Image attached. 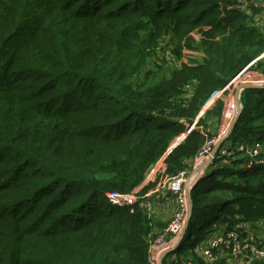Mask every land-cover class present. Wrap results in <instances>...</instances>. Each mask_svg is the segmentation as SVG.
<instances>
[{"label": "trees", "instance_id": "trees-1", "mask_svg": "<svg viewBox=\"0 0 264 264\" xmlns=\"http://www.w3.org/2000/svg\"><path fill=\"white\" fill-rule=\"evenodd\" d=\"M237 3L0 0V264H149L161 223L105 194L133 191L163 156L166 174L191 170L222 101L193 119L264 51V33ZM195 27L202 64L147 66L160 42L176 40L178 50ZM254 65L264 75V57ZM240 99L220 147L264 145V87L245 88ZM184 123L194 128L169 148ZM218 151L216 171L191 189L186 233L206 236L177 246L178 256L237 220L264 221V152L248 167L245 155ZM213 257L206 264H264L220 250Z\"/></svg>", "mask_w": 264, "mask_h": 264}, {"label": "built area", "instance_id": "built-area-1", "mask_svg": "<svg viewBox=\"0 0 264 264\" xmlns=\"http://www.w3.org/2000/svg\"><path fill=\"white\" fill-rule=\"evenodd\" d=\"M236 7L239 8L241 11L245 10V13H248V11L250 10H258L264 12V0H238ZM163 44L164 41L160 42V45H158V48H161V50L155 57V59H157L156 63H160L161 60H166L167 58V55L165 54L166 48L165 46H163ZM263 57L264 53L257 56L253 62L248 64V67L244 68V70L236 74L232 78V80L236 78V84L242 82H249L257 85L263 84L264 78H256L254 80L250 79L252 78L253 73L250 70V66L255 63L256 60L261 59ZM170 59L172 60L173 58ZM230 84H232V82H230ZM188 89L189 85H186L184 88L185 93ZM221 115L222 121L220 127L218 128L217 135L209 137V139L206 138L202 148L194 157V162L196 163V166L201 164L203 160H210L208 156L213 150V147L216 142L219 139L224 140L226 137H228V129L231 123H229V121H227L226 123L223 122V120H226L227 118V111L224 112L223 110V113L221 112ZM218 150V154L226 157L233 155L236 152L240 153L241 155H245L248 158V161L246 163V166L248 167L252 166L253 163H263V158L260 157L262 150L259 144H227L219 147ZM201 170L200 174H202L204 169ZM193 174L194 172L191 173V171L183 170L178 172L177 174L168 175L164 171V173H160L157 175V177H155L154 183H156L161 188H165L167 191H171L174 194L173 196L178 209L175 214H172L170 219L165 223L164 227L150 242L147 253V259L149 264H159V253L161 251L160 247L163 244L164 240L168 237H173V240L176 241V239L179 237L180 233L183 230L184 222L188 213L187 190L196 181V177L193 178ZM133 191H131V193L108 192L105 194V198L108 202L113 205L131 206L135 204V200L137 199ZM139 206L142 207V204L140 203ZM144 208L149 210L150 204L146 202ZM250 228L251 224H248L242 220H237L231 228L227 230H225V228L223 230H220L218 233L210 236V239L208 237L207 239L203 240V242H200L195 245L193 249L197 247L196 249H198L199 253L204 257H212L216 251L220 250L223 252H227L231 257L239 260H242L244 258L264 259V232L261 233V236L256 237L254 236V233L250 230ZM176 255L177 254L175 253V256ZM172 256L173 253H170L169 258H167V260L165 261V264H173V262L176 261V257L173 258ZM178 264L194 263L179 260Z\"/></svg>", "mask_w": 264, "mask_h": 264}, {"label": "rangeland", "instance_id": "rangeland-1", "mask_svg": "<svg viewBox=\"0 0 264 264\" xmlns=\"http://www.w3.org/2000/svg\"><path fill=\"white\" fill-rule=\"evenodd\" d=\"M252 11V10H251ZM242 12H244V11H242ZM245 13V12H244ZM246 14V13H245ZM249 18H250V20H251V22H253V23H255V24H264V20H262L261 18H254L253 16H249ZM257 26V25H256ZM203 29L204 30H206L207 29V26H204L203 27ZM185 35V34H184ZM183 35V37L180 39V41H179V48H178V50H176V40H170V41H168V42H165V40H164V44H163V46H165V48H166V51H165V54L167 55V58H166V60L164 59V60H161L160 61V63L158 62V63H156V60L157 59H155L154 61H152V62H148V64H147V66L149 67V68H151V67H153L154 65H161L162 63H163V69L165 68V67H168V69L169 68H171V66H167V64H176L177 66H180V64H194V61L195 60H198V59H195V56H194V54H193V51H195L194 49L195 48H200L199 46H200V39H201V33L199 32V27H195V28H192V29H190V31L184 36ZM166 35H163L161 38H164ZM153 52V51H152ZM262 53H264V51L262 52ZM261 53V54H262ZM170 58H173L172 60L170 59ZM169 59V60H168ZM255 59V58H254ZM254 60H252L251 62H253ZM250 62V63H251ZM242 70H244V69H242ZM241 70V71H242ZM250 70L253 72L252 73V78H250V79H258V78H264V77H261L260 75H262L261 74V72L259 71V70H253L252 68H250ZM168 71L166 70V73H167ZM239 73V72H238ZM237 73V74H238ZM232 80V79H231ZM236 81H237V79L236 78H234L232 81H230V82H232V84H230L229 83V85L230 86H228V88H226V90H231V89H233V88H235L238 84H236ZM234 84V85H233ZM233 92H231V94H232ZM222 95V94H221ZM211 97H213V98H210V102H209V104L211 103V104H215L216 102H217V99H220L221 101L222 100H224V102H225V97L224 96H221V98H217V99H215V97H214V94L213 95H211ZM224 97V98H223ZM227 100V99H226ZM241 102V101H240ZM213 104V105H214ZM241 104H242V102H241ZM223 110H224V112L225 111H227V118H226V120H223V122L224 123H226L227 121H229V123H232V121H233V119H234V117L236 116V114H237V112H238V106H237V104H236V102L234 101V98L233 97H230V99L229 100H227V103L225 104V105H223V108H222V112H223ZM241 113V112H240ZM222 121V120H221ZM222 122V123H223ZM220 125H221V123H220ZM220 125H219V127H220ZM217 135V133H214V136H216ZM177 143V139L176 140H174L171 144H170V147L169 148H172L175 144ZM260 146H261V150H262V152H264V145H262V144H259ZM215 156V155H214ZM210 159V158H209ZM213 159V158H212ZM212 159L211 160H209V163H211V161H212ZM194 161H195V158H194V160H193V162L191 163V167H189V168H191V169H193V166H194ZM164 166H165V164H164ZM211 167H214V169L216 168V166L215 165H212L211 164ZM149 169V168H148ZM151 169V168H150ZM158 169V168H157ZM157 169L156 170H154L153 172H151V176H152V178H153V182H154V178L155 177H157V175L158 174H160V173H164V171H165V169H163V168H160L159 169V171L157 172ZM153 170V169H152ZM189 171V170H188ZM200 172V171H199ZM198 172V173H199ZM206 172H208V170H206ZM143 189V188H142ZM139 190H141V189H139ZM172 195H174L171 191H169ZM128 193H131V191L130 192H128ZM133 193H134V195L137 197V199L135 200L136 202H135V204H138V206H139V204L141 203L142 204V207L141 206H139L140 208H142V209H144L147 213H148V215H149V210H147V209H145L144 208V205H145V203L147 202V203H149L150 204V201H148L147 200V198H145L146 196H144V195H142V193H141V191H139L138 192V189L136 190V189H134V191H133ZM170 193H168V196H171V194ZM150 194H152V192H150ZM157 197H160V195H158ZM157 197H155V199L157 198ZM177 209H178V207H177V204L175 203V209H174V211H173V213L175 214L176 213V211H177ZM172 213V214H173ZM188 215V214H187ZM150 216V215H149ZM172 216V215H171ZM170 216V217H171ZM151 218V217H150ZM170 219V218H169ZM168 219V220H169ZM167 220V221H168ZM166 221V222H167ZM165 225V224H164ZM164 225L162 226V228L164 227ZM212 225H213V222H209L206 226H205V229L206 230H209L211 227H212ZM256 225L257 226H252L251 228H250V230L254 233V236H256V237H258V236H261L262 234V232H264V221H261V222H259V223H256ZM260 230V231H259ZM158 234V233H157ZM156 234V235H157ZM160 234V233H159ZM203 236V232H201V231H199V229L198 230H195L194 232H192V233H189V231L186 233V235H184V237L180 240L181 242L178 244V247H177V249H180V248H182V249H186L188 246H190V245H192L193 246V244H195L196 242H198L199 240H200V238ZM206 236V235H205ZM205 236H203V237H205ZM156 237V236H155ZM155 237H153L150 241H149V244H150V242L155 238ZM178 239V238H177ZM176 239V240H177ZM209 239H210V236H209ZM166 240V239H165ZM164 240V241H165ZM205 240V239H204ZM174 240H172V242H173ZM174 245V244H173ZM172 245V246H173ZM171 246V247H172ZM148 248H149V246H148ZM197 248V247H196ZM196 248H192L191 250H188L187 251V253H186V255H187V257H182V254L180 255V256H178V255H176L175 256V253H176V251H172V253H173V258H175L176 257V261H174L173 262V264H178V261L179 260H182V261H191V262H193L194 264H206V262H211V261H214L215 260V258L212 256V257H204V256H202L200 253H199V250L198 249H196ZM163 251L164 250H161L160 251V253H159V257L161 256V254L163 253ZM165 251H166V249H165ZM177 256H178V259H177ZM167 258H169V256L168 255H166L164 258H163V260L165 259V261L167 260ZM189 258H192V259H189ZM162 260V261H163ZM232 264V263H231ZM233 264H235V263H233Z\"/></svg>", "mask_w": 264, "mask_h": 264}, {"label": "crops", "instance_id": "crops-1", "mask_svg": "<svg viewBox=\"0 0 264 264\" xmlns=\"http://www.w3.org/2000/svg\"><path fill=\"white\" fill-rule=\"evenodd\" d=\"M243 11H245V10H243ZM246 14L249 15V16H253L254 18H261L262 20H264V12H262V11H258V10H252L251 11L250 10ZM256 25H257V28L262 33H264V29H262V26L264 24H256ZM207 28H208V26H207ZM194 50L195 51H193V54L195 56V59H198V60H195L194 61V64H192V65L193 66H199L200 64L203 63V60L205 59V53L200 48H195ZM254 67L259 70V68L256 67L255 65H254ZM253 70H256V69H253ZM260 76L261 77H264L263 74L260 75ZM228 85L225 86V87H223V88H221V89H219V90H216V91L213 92L215 99L221 98V96H224L225 97V102H224V100H222L223 105H225L227 103V100H229L230 97H233L234 98V93H235V88L236 87L228 91V90H226V88L228 87ZM231 92H233V93L231 94ZM210 98H213V97L210 96L209 99L205 102L204 106L201 108V110L198 113V115L193 119V123H195L199 118H203L205 112L207 110L211 109L215 105L214 103H213L214 105L211 104V103L209 104ZM217 100H220V99H217ZM221 120H222V115H219V116H214L213 115V116L209 117V122H208V125H207V128H208L209 132H212L213 133V131H215V133H217L218 132L219 125L221 123ZM193 128H194L193 124L184 123V130H183V132L181 134H179L174 139V140L177 139V143L176 144L180 143L184 139V137L190 132V130H192ZM163 160H164V156L161 157L156 163H154L150 167L151 169L149 168L146 171L145 177H144L143 181L135 188L136 190L138 189V192L141 191V190H143V189H145V190H143L144 192L142 193V195L146 196L145 198H147V200L150 201V209L148 211L149 212V215H150L151 219H153V223L154 224L158 221L159 223H161L162 226L166 223V221L172 215V213H173V211L175 209V203H176L175 202V199H174V196L169 191H167L165 188L159 187L156 183H154L152 181L153 178L151 176V172H153L157 168H158L157 169V172L159 171L160 168L165 169L164 161ZM211 163H209V160L208 161L207 160H203L201 162V164H199V165L196 166V163L194 162L193 169L190 170L191 173L194 172L193 178L196 177V180L197 179H201V178H204L205 176L210 175L213 172H215L216 171V168L214 169V167H211ZM201 169H204V170H203L202 174L199 175L198 172ZM206 170H208V172H206ZM147 186H149V187L146 188ZM139 189H141V190H139ZM150 192H152V194H150ZM168 193H170L171 196H168ZM158 195H160V197H157ZM155 197H157V198L155 199ZM252 226H257V225H256V223H253V224H251V227ZM161 229H162V227L161 228H157L156 225H155L154 232L157 234ZM220 230L221 229L219 228V230H217V231H220ZM172 240H173V237L166 238V240L161 245L160 250H164L165 251V249L166 250L167 249H170L171 246L173 244H175V242H176V241H173L172 242ZM169 254L170 253H168V256H169Z\"/></svg>", "mask_w": 264, "mask_h": 264}, {"label": "water", "instance_id": "water-1", "mask_svg": "<svg viewBox=\"0 0 264 264\" xmlns=\"http://www.w3.org/2000/svg\"><path fill=\"white\" fill-rule=\"evenodd\" d=\"M260 87H264V83L263 84H253V83H249V82H242V83H239L236 88H235V93H234V101L236 102L237 106H238V112L236 114V116L234 117L232 123L230 124L229 126V129H228V135L231 134L235 124L237 123V120H238V117L240 115V112H241V109H242V104H241V99H240V94H241V91L245 88H260ZM223 140L222 139H219L217 141V143L215 144L213 150L211 151L210 155L208 156L210 158V160L214 157L217 149L220 147V144ZM199 179H197L194 184L198 181ZM193 184V185H194ZM193 185L191 187L188 188L187 190V202H188V215L185 219V222H184V227H183V230L182 232L180 233L178 239L176 240L174 246L170 249H167L166 251H164L161 256L159 257V264H162V260L163 258L168 255V253H171L172 251L175 250V248L178 246L180 240L184 237V235L186 234V231H187V228H188V222H189V219L191 217V211H192V200H191V189L193 187Z\"/></svg>", "mask_w": 264, "mask_h": 264}, {"label": "bare ground", "instance_id": "bare-ground-1", "mask_svg": "<svg viewBox=\"0 0 264 264\" xmlns=\"http://www.w3.org/2000/svg\"><path fill=\"white\" fill-rule=\"evenodd\" d=\"M254 84V83H253ZM202 171V170H201ZM201 171L198 173V174H200L201 173Z\"/></svg>", "mask_w": 264, "mask_h": 264}]
</instances>
